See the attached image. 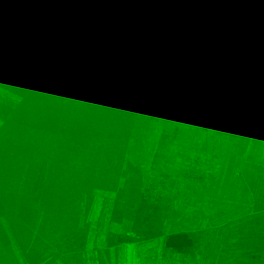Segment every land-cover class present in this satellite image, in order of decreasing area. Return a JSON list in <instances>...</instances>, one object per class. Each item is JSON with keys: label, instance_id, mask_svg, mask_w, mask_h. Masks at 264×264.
<instances>
[{"label": "rangeland", "instance_id": "rangeland-1", "mask_svg": "<svg viewBox=\"0 0 264 264\" xmlns=\"http://www.w3.org/2000/svg\"><path fill=\"white\" fill-rule=\"evenodd\" d=\"M22 1L12 0L14 4ZM32 4V16L44 18L53 27L35 19H18L7 28L0 24V40L12 37L41 48L35 57L43 61L27 62L25 70L34 73L37 69L38 78L49 67L59 66L55 57L47 64L49 55L44 52H66L83 31L89 34H81L84 38L76 42L81 47L103 44V62L88 59L87 64L77 53H69L67 92L49 91L48 96L38 95L29 105L40 114L52 103H59L60 94L75 100L73 93L87 96L90 102L96 99L103 106L117 104L123 112L114 122V139H119L122 149H108L109 125L96 128L100 130L96 135L88 134L92 142L74 154L68 139L60 144L44 141L51 154L48 160L42 158L46 165L41 167L43 161L35 167L25 163L22 179L21 175L17 178L18 165L4 164V160L18 158L19 151H29L34 142L23 139L27 132L0 127V169L4 168L0 202L6 200L8 215L15 217L12 206L26 199L21 184L31 190L29 199L37 206L39 198L52 197L50 188L64 185L70 170L79 169L87 179L95 180L99 178L93 173L108 172V180L94 185L107 186L108 190H80L82 201L68 211H80L85 218L105 216L108 233L98 257L115 264H190L188 255L163 244L165 234L189 231L195 240L194 264H264V50L258 51L257 62H251L210 57L202 50L196 52L200 56L192 57L187 48L163 47L169 32L161 30L160 20L171 16L177 0H101L77 7L59 2ZM185 36L189 35L183 33ZM8 43L15 46L12 39ZM258 45H264V25ZM14 49L17 54L29 51L22 44ZM86 65L89 79L102 84L101 90L72 93L69 78L75 68ZM17 99L0 82V124L4 106ZM93 146L101 149L98 157L90 156ZM25 214L37 216L34 210L18 215ZM4 220L13 229L15 225L7 217ZM62 224L57 228L62 233L51 240L55 243L49 247L52 252L70 242L62 237L70 227ZM92 225L97 229L94 218ZM40 250L34 251L37 260L49 252Z\"/></svg>", "mask_w": 264, "mask_h": 264}, {"label": "crops", "instance_id": "crops-1", "mask_svg": "<svg viewBox=\"0 0 264 264\" xmlns=\"http://www.w3.org/2000/svg\"><path fill=\"white\" fill-rule=\"evenodd\" d=\"M170 15L171 16L163 17L160 20L162 26L161 30L164 32H169L168 37H165L167 38V40H165V42L163 43V47L167 49L169 48L171 50H174L175 48H178L184 50V48H187L189 49V51H191V53L188 52L187 54L192 55V57L200 56V54H196V52H199L198 50H202L205 53H209L210 57H225L227 59H236L241 61H246V59H248L251 62H257V57H259L257 56L258 51L264 50V45H258L260 28L262 25H264V0H177L176 9L175 11H171ZM197 32H201V34H197ZM183 33H187V35L189 36L182 37ZM190 36H192V38ZM19 41H21L23 46L27 43L22 40ZM36 49L37 52L41 51V48ZM249 52H251V55H249ZM24 56V51H18V54H16V56H12L14 63L6 64L7 66H11L12 69H9L7 67L5 68L4 66H2V68L0 69V82L4 83V88L11 90V92L13 94H16V96L18 97L17 100H13L11 102V106H4L5 113L15 105L21 103L22 100L27 101L28 108L31 109L32 107L29 105V103L35 102L38 95L46 97V94L49 93V91H52L24 90V84L31 78H34L38 75L37 69H35L34 73L29 70H25ZM5 58L4 56H0L1 62L3 64L4 60L6 61V63H8ZM34 60H36L35 62L39 61V63L43 61L41 57H34ZM13 64H15L14 67ZM65 65L66 67L64 69V72L66 71L67 77L69 76L70 72L69 66H67V64H63L61 68ZM56 67L58 66L56 65L52 68L49 67L47 71L55 70ZM86 67L87 66H81L80 69ZM47 71H44L43 73H46ZM86 73L88 74L87 70ZM42 77L43 76L40 75L38 78H35H37V80H40L42 79ZM66 77L64 81L65 83L68 78ZM89 77L90 75H88L86 78L78 79V81L81 83L79 85L75 83L72 74V77L69 78V82L72 88L71 92L73 93V90H86L87 87L89 88V84L96 85L97 88L99 84L94 83L93 80H90L91 78L89 79ZM61 91L67 92L65 89ZM73 95L75 96V100L69 101L65 98V96L63 97V94H60L59 98L62 103L61 105H82L81 103L98 104V102L95 101L96 99L94 100V102H90L87 96L82 97L79 95V93H73ZM24 96L25 98H23ZM117 106L120 109L119 112H117V110H113L114 112H116V114H110V116L108 117L109 121L107 123H100L98 125L92 124V126L89 124L66 126L59 121H55L52 126L54 128L63 127L64 130L67 131V133L71 135L75 134L77 136L76 138L79 140V143L85 144L92 142L93 137L88 138V134L96 135L95 132L100 131L96 128L102 126L108 127L109 125L111 127V134H109L110 138L106 139V142L111 141L114 144L119 143V139H114V135L115 133H117V129H115L116 125L114 122L117 121L119 115L121 114V106ZM63 109L65 111V108ZM32 110L34 109L32 108ZM34 111L36 115L40 116L41 113L39 114L36 112V110ZM9 114H11V112H9ZM67 114L73 117V114ZM29 118L32 123L34 122L33 124H37V131H35L36 133L34 138L43 141H40L41 143H38L42 144L41 146H46L44 141H49V143L51 144H56L57 142V144H60L65 139H68L62 136L61 132L51 131H48L49 134L47 133L43 137H41L40 129L38 126L43 125V122L46 119H43L41 117L40 119H35L33 118V116ZM48 120L50 122L49 124L53 123L50 118ZM82 121H84L83 118ZM118 128H120L121 130L122 125L120 124ZM86 131H90V133ZM81 133L82 135H80ZM53 135H59L60 137H56ZM57 138H59V140ZM92 148L95 147L93 146ZM112 150H119V147H115L113 145ZM93 152L97 153V151ZM75 174L82 175L83 173H79L78 170H75ZM104 174L108 175V172ZM106 187L107 186L89 187L85 186L84 184V187H79L78 189H85L87 191L91 190V188L108 190L109 188ZM81 201V197L78 195L75 200L73 198L69 201V203H67V205L71 208H77L76 206ZM93 215L94 214L85 218L80 214V211L77 214L68 213L62 215L56 213L45 215L46 221H43L44 215L42 214V211L37 213V216L35 218L29 217V219H19L17 217L9 218L7 216H4V219L5 217H7L10 222H17V225L12 226V229L8 226L5 220L3 221V218L1 219L6 235V242L4 243V245L2 242H0V264H115V262H107L105 259L97 256L98 249L100 245L103 244L105 235L108 233V231L106 230L107 221L105 216ZM93 218L97 222V229H94V226L92 225ZM26 223H28L29 225L25 229L24 225ZM62 223H66L70 227L67 232L68 234H62L63 239L70 240V242L67 244V247L63 249L59 248L61 250L57 249L52 252L51 250H49V247L50 245L51 247H53L55 243H51V240L56 237L58 232L63 231L60 229H58L57 231V228H59L58 224ZM85 224H88V227ZM63 226L64 224L61 225V227ZM85 227L87 228L85 229ZM185 232H188L191 235L195 247V240L192 234L189 231ZM40 249H48L49 252L44 253L46 256H43V258L37 260L35 258L34 251L40 252ZM2 251H4V255H2ZM94 253L96 255L95 257L93 256ZM123 263L124 262L122 261V263L118 262L116 264Z\"/></svg>", "mask_w": 264, "mask_h": 264}, {"label": "trees", "instance_id": "trees-1", "mask_svg": "<svg viewBox=\"0 0 264 264\" xmlns=\"http://www.w3.org/2000/svg\"><path fill=\"white\" fill-rule=\"evenodd\" d=\"M32 1L33 3H40V4H47L49 5V3H71L74 4L73 6L77 7V4H82V3H88V4H95L96 3H100L101 0H26V1H22V4H14L12 2V0H0V24L1 26L4 28H7L9 26H14L16 25L19 21L21 20H32L35 19V22L38 23H42V25L45 26H50V24L43 18V20H39L37 18H34L32 15V12H30V6H32ZM95 2V3H94ZM50 6V5H49ZM91 6V5H90ZM38 18H40V16H38ZM45 20V21H44ZM53 27V26H50ZM81 34H89L87 31H83V33ZM81 34L75 36V40L76 41H80L82 38H84ZM5 35V32H4ZM12 39V41H15V46L22 44L19 43V40H16L15 38H10V40L7 39H2L0 40V56H4V58L8 61V63H6V61L4 60V64L1 62L0 59V69L2 68V66H4L5 68H9L12 69L11 66H7L6 64H11L14 63L12 56H16L17 52L14 49L15 46H10L8 42H10ZM71 42V45L69 46L68 50L64 53L61 54H54L52 52H44L45 56L46 53L49 55V59L47 60L48 62H46L47 64H49L51 62V59L53 57L56 58L57 60V64H60L58 67L55 68V70H48L46 73H42V79L37 80V78H31L28 82H26L25 88L24 90H64L65 87V77H66V71L64 72V69L66 67L63 66L61 68V66L63 64H67L68 61V55L72 54V52H75L79 55L78 59L83 60V58L86 60V63L89 64V60L90 59L92 62L95 63H102L103 62V57H102V50L101 48H103L101 45L100 46L98 44H90V46L87 45H82L79 46V42ZM4 42V47L1 46V44ZM24 47L29 48L28 52H24V62L25 64L31 63L34 60L35 54L37 52V49L32 47L30 44H25ZM70 53V54H69ZM84 55V57H83ZM71 57V55H70ZM69 62V61H68ZM15 64H13L14 67ZM86 68H82L81 67H77L75 68L74 74H73V79L75 80V83L77 84H81L78 79L80 78H86L88 75H90V70L88 68V65H86ZM86 70L88 71V74L86 73ZM1 76V74H0ZM89 88L87 86L86 90H95L96 89V85H88ZM102 85H98L97 87H101ZM100 89V88H99ZM48 92V91H47ZM49 93L46 94V96H48ZM25 98V96L23 97ZM60 99V98H59ZM61 100L59 101V103H52L50 106H47L45 108L44 112H41L40 116L36 115L35 111L32 110V108H28V102L25 100H22L21 103H19L18 105H15L14 107H12L10 110H8L5 114H4V118H3V123L0 124V127L4 126V128H7L9 130H13L15 128V130H19L22 133L27 132L26 136H22L23 139L26 142H34L31 143L32 144V148L29 149V151H24V150H20L19 151V155L18 158H15L14 160H11L9 158L6 157V159L4 160V164H10L12 166H16L18 165V172H17V178H20V175L22 176L23 179V175L24 172L22 170H24L25 167V163H33V167H35V163L37 162H41L43 160H48V155H51L47 150H46V146L42 144H38L41 143L39 140L35 139V131H37V124H33L30 121L31 116H33V118H38L40 119H46L43 122V125L38 126L40 129V136L43 137L45 134H49L48 131L51 132H61V135L68 138L74 148L71 151V154H74L78 151H80V148L83 150V146L85 147V144H81L79 143V140L76 138L77 136L74 134V136L72 137L71 134L67 133V131L64 130V128H54L52 125L54 124L55 121H59L60 123L68 126V125H80V124H89L92 126V124H100V123H107L108 117L110 116V114H116V112H114V109H119L117 105H109V104H104L100 105L97 103H81L82 105H68V106H64L61 105ZM67 113H71L73 114V117L69 116ZM9 112H11V114H9ZM121 112H123V108L121 107ZM51 119L53 121L52 124H49V120ZM82 118L84 119V121H82ZM52 126V128H51ZM35 129V130H34ZM53 136H58L59 135H53ZM59 140V138H57ZM62 140V139H61ZM58 143V142H57ZM56 143V144H57ZM81 144V145H79ZM83 145V146H82ZM108 149L112 148L113 145L115 147H119L121 143H113V142H107L106 143ZM76 146V147H75ZM93 151H97L98 153H94L93 151H91V155L90 156H95L98 157L101 149H99L98 147L92 148ZM122 149V148H120ZM89 150H91V148H89ZM47 151V152H45ZM33 153L35 154V158L33 157ZM23 155V156H22ZM86 157H87V153H86ZM22 158H25V160H21ZM43 158V160H42ZM20 159V164H16V160ZM74 159V158H73ZM74 162V161H73ZM3 164V165H4ZM45 162L43 161V164L41 167L45 166ZM31 166V167H32ZM78 166L81 167V165L79 164ZM29 169V168H28ZM79 170V169H76ZM73 170H70L68 173H66V181L64 182V185L62 186H56L55 189L50 188L48 190V193H50V195L52 197L49 196H45V197H41L39 198V201L37 202V206H34L31 204V201L29 199L28 194H32L31 190H27V187L24 184H21L20 186H22L24 188V195L26 197L25 200L20 199L18 200L20 202V204H17L15 206H12L13 209L15 210V212L17 214H15V217L17 218H21L24 219L25 217H29V215L25 214V216H19L18 214H20L21 212H25L26 211H31L34 210L35 212L38 213V209L39 208L40 211L41 209H45L46 213L42 214L44 215L43 217V221H46V216L47 215H51V214H67L70 207H68L67 203L72 200L74 198V200L78 197L80 189H78V186H75L76 183H80L82 184L84 187V184H88L86 186H91L93 187L96 183H98L99 181H104V180H108L107 179V175H105L104 173L106 172H99V173H93L94 176L95 174L98 176V180L95 179H87V175L86 173H83L82 175L84 176H79L81 174H75L72 173ZM23 172V173H22ZM0 176L3 178H0V184H4V168L0 169ZM104 179V180H103ZM34 181V180H33ZM96 181V182H95ZM19 184V183H18ZM98 186H101L100 184H97ZM80 186V185H79ZM19 187V186H18ZM17 187V189H18ZM54 187V186H53ZM2 189V190H1ZM12 190V189H11ZM16 190V189H13ZM0 191H4V185L3 187H0ZM21 197V196H20ZM29 200V201H28ZM68 200V201H67ZM67 201V202H66ZM65 202H66V207H65ZM5 203V204H4ZM5 208H8V205H6V200L3 202H0V242L4 243L6 242V235H5V231H4V227L2 225L1 219L4 216L10 217V215H8V212L6 211ZM6 212V214H5ZM11 218V217H10ZM17 223V222H16ZM16 223H13V225H17ZM45 224V223H44ZM29 224L26 223L24 225L25 229L27 228ZM43 225V223H42ZM164 246L166 248H169L171 251L176 252V253H183L189 256L190 258V264H194L196 261V252H195V247H194V242L193 239L191 237V235L188 232L185 231H174V232H170L167 233L164 237Z\"/></svg>", "mask_w": 264, "mask_h": 264}]
</instances>
